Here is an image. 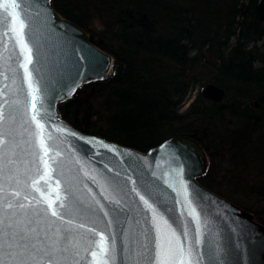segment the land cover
Wrapping results in <instances>:
<instances>
[{
    "label": "water",
    "instance_id": "95a60500",
    "mask_svg": "<svg viewBox=\"0 0 264 264\" xmlns=\"http://www.w3.org/2000/svg\"><path fill=\"white\" fill-rule=\"evenodd\" d=\"M11 2L12 0H0V5ZM23 10L30 22V46L32 43L39 46V63L35 67L48 85L47 92L41 93L44 101L42 108L51 105L55 113V118L47 122L45 136L51 133L54 138L51 143L55 145V151L60 153L56 157V174L51 181L52 187L45 190L50 191L54 197L57 191L55 181L60 179L61 195H66L62 191L63 181H71L76 197L96 209L92 218L86 221V228L96 227L105 233L114 234L119 243V227L113 222V209H116L120 213V226L125 229L124 245L138 247L137 242L150 244L155 233L153 213L147 210L136 195L137 192L157 210V220L162 216L177 230L196 227L188 215L187 205L181 194L180 181L183 180L188 186L193 207L200 216V227L205 233L203 254L207 256L210 251L215 250L222 259V264H264V225L255 221L249 212L196 180V176L203 174L208 166L207 154L198 140L188 135H173L146 151H140L82 132L60 116L58 102L73 95L82 83L105 78L112 67V56L93 43L88 33L78 24L63 17L50 0H36V3L24 6ZM257 11L260 21H264V0L258 1ZM0 14H3L2 8ZM3 39L5 38L0 35V41ZM9 48L10 51L19 52L12 41H9ZM22 72L23 70L17 69L15 84L12 82V73H8L10 79L7 81L0 77V88H4L5 84L10 86L6 89L10 99L14 98L11 92L16 88L23 87L27 91L20 79ZM200 94L204 98L220 101L225 90L208 82L201 87ZM58 126L67 131H56ZM26 159L30 161L31 157ZM17 167L23 172L26 168H31V164L26 166L19 163ZM29 174L35 175L34 172ZM109 178L118 182L123 192L113 191V187L107 183ZM41 186L45 187L43 182ZM193 189L199 193L198 196L193 194ZM8 190L11 191V188ZM115 200H119L120 204H115ZM101 206L103 212L99 210ZM105 212L108 213L107 216L104 215ZM160 227L162 232H166L162 221ZM77 232L78 239L87 235L84 229H77ZM115 264H121L119 257ZM204 264H208L207 260Z\"/></svg>",
    "mask_w": 264,
    "mask_h": 264
},
{
    "label": "trees",
    "instance_id": "16d2710c",
    "mask_svg": "<svg viewBox=\"0 0 264 264\" xmlns=\"http://www.w3.org/2000/svg\"><path fill=\"white\" fill-rule=\"evenodd\" d=\"M236 1L232 16L236 23L232 25V20L233 29L224 30L217 7L203 0L195 1L201 6L195 5L194 11L183 0H125L114 13V29L108 37L116 48L93 39L112 55L111 71L103 79L82 83L59 102L60 116L82 132L140 151L173 135L201 142L197 126L220 115L223 105L197 93L181 109L196 84L207 81L225 88L233 83L237 93L243 91L241 99L252 86L264 89V54L256 44L264 40L258 0H246L252 6L250 22L244 11L246 1ZM51 3L63 17L86 29L72 0ZM220 29L224 37L217 33ZM228 111L257 120L249 117L246 104L236 113L232 108ZM100 121L104 127L98 126Z\"/></svg>",
    "mask_w": 264,
    "mask_h": 264
},
{
    "label": "snow or ice",
    "instance_id": "6c2138e0",
    "mask_svg": "<svg viewBox=\"0 0 264 264\" xmlns=\"http://www.w3.org/2000/svg\"><path fill=\"white\" fill-rule=\"evenodd\" d=\"M32 3L36 0H12L0 5L3 9V14H0V29L3 31L0 35L5 38L0 41V77L7 81L10 79L8 73H12L15 84V74L17 69H21L20 79L27 88L26 92L23 87L12 90L14 98L11 99L6 91L10 86L5 84L4 88H0V264H115L117 257L121 264H204L205 260L208 264H222L215 250L207 256L202 252L205 233L183 180L180 181L181 194L196 227L177 230L162 216L157 220V210L137 192L147 210L153 213L155 233L150 244L137 242L138 247L124 245L125 229L120 226V213L116 209H113V222L119 227V243L114 234L96 227L86 228V221L92 218L96 209L76 197L71 181H63L62 191L66 195H61L60 179L55 181L57 191L54 197L45 190L52 187L56 157L60 153L51 143L54 140L51 133L45 136L47 122L55 118V113L51 105L42 108L44 101L41 93L47 92L48 85L35 67L39 63V46L35 43L30 46V22L23 10L24 6ZM9 41L14 42L18 53L10 51ZM56 131L65 133L67 130L58 126ZM109 151L112 149L109 148ZM29 156L30 161L26 159ZM19 163L31 164V168L22 172L17 167ZM31 172L35 175L29 174ZM41 182L45 187L41 186ZM107 183L113 191L123 192L112 178ZM193 194L199 195L195 189ZM114 203L119 205L120 201L115 200ZM99 210L104 211L102 206ZM77 220L80 222L77 223ZM57 221L60 223L57 224ZM161 221L166 232L161 230ZM77 229L86 230L87 235L78 239Z\"/></svg>",
    "mask_w": 264,
    "mask_h": 264
},
{
    "label": "rangeland",
    "instance_id": "374dc122",
    "mask_svg": "<svg viewBox=\"0 0 264 264\" xmlns=\"http://www.w3.org/2000/svg\"><path fill=\"white\" fill-rule=\"evenodd\" d=\"M114 1L115 0H72V2L77 5L80 10V16L78 18L80 23L86 27L87 31L91 35V41L94 43V39L95 42L98 41L103 44L104 40L110 42V46L112 48H116L117 46L116 43H113L111 39L108 38L111 36L110 32L114 29V13L118 12L120 7L119 5L125 0H116V4ZM195 1L196 0H183V3L184 5L190 7L191 11H194V6L198 5L194 4ZM203 1L209 5L217 7L216 9L219 10V21L223 24L224 30L227 28L229 30L233 29L232 25H234L237 20L236 17H232L235 13V9H237L236 5L238 3L236 0ZM245 1L246 0H244V2ZM249 1L244 3V11L246 16H248V18H246L248 22H250L249 15L251 16L252 12L251 2ZM232 20H234V22L231 25ZM260 22L264 27V21ZM79 26L86 31L82 25ZM217 33L219 36L224 37V32L222 30L217 31ZM230 41H233V39L231 38ZM256 44L260 47V49L262 47L264 54V40L259 41ZM206 83L208 82L206 81L203 84H196L191 89L181 109L185 108L197 93L200 94L201 87ZM252 88L253 90L245 96L246 98L241 99L243 91L240 90V94L239 91L237 93V90L234 88V84L229 83L227 87L224 88L225 96H223L220 100L223 105L220 115L218 114L217 117H211V119L206 121V123H201L197 126L198 129L200 128L199 132L202 134V139L199 143L207 154L208 166L203 174L196 176V180L201 185L212 190L218 195L225 197L250 214H252L250 209L253 210L255 214L259 216L261 221H257L254 217L253 219L264 225V191H260V193L258 189L260 182H264V173L262 174L260 167H253L252 164H245L250 172H245L243 178H241L239 161L237 159L240 143L255 141L253 138L264 141V136L262 139L257 135V133H255V127L264 128V97H260L264 93V89L262 87L258 88L253 86ZM258 97L261 98V104L260 106L255 107L253 105V100ZM93 102L94 100L90 98V104ZM245 104L249 108V117L257 116V120L253 118L252 120L254 121H249V119H247L248 117L238 118L228 111L229 108H232L234 109L232 112L236 113L241 108V105L245 106ZM94 117H96V114ZM97 124L99 127H104L101 121Z\"/></svg>",
    "mask_w": 264,
    "mask_h": 264
},
{
    "label": "flooded vegetation",
    "instance_id": "af4514ba",
    "mask_svg": "<svg viewBox=\"0 0 264 264\" xmlns=\"http://www.w3.org/2000/svg\"><path fill=\"white\" fill-rule=\"evenodd\" d=\"M260 104L261 98L258 97L257 99L253 100V105L255 107L260 106ZM255 133H257V135L263 139L264 128L255 127ZM253 139L255 141L240 143L238 148L237 159L239 161V171L241 178H243L245 172H250V170L246 167L245 164H252L253 167H260V171H262V174L264 173V141H260L259 139L256 140L255 138ZM258 189L259 192L264 191V182H260V186L258 187ZM250 211L254 219H256L257 221L260 220L259 216H257L253 210L250 209Z\"/></svg>",
    "mask_w": 264,
    "mask_h": 264
}]
</instances>
